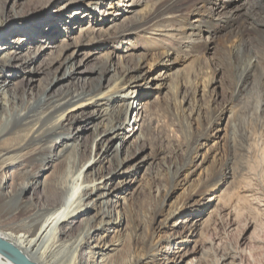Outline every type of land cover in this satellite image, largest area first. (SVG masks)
<instances>
[{"label": "rangeland", "instance_id": "374dc122", "mask_svg": "<svg viewBox=\"0 0 264 264\" xmlns=\"http://www.w3.org/2000/svg\"><path fill=\"white\" fill-rule=\"evenodd\" d=\"M172 1L0 0V40L9 31L20 30L23 21L28 22L26 30L33 38L19 46L20 60L5 72L8 98L55 97L68 89L86 90L98 83L106 92L125 66L142 60L138 80L126 93L135 98L133 93L139 92L138 103L147 107L143 113L146 138L131 143L133 153L143 146L145 150L130 163L126 175L116 178L112 168L117 167L123 153V143L116 140L102 152V160L89 177L106 176L102 184H96L103 194L99 204L112 211L117 224L122 222L120 230L110 228L104 239L107 243L126 240L139 222L146 226L143 238L152 228L163 239L175 237L180 244L188 237L180 249L188 253L186 261L217 264L228 257L225 264H264V75L256 73L243 79L249 53L233 52L223 27L210 29L201 24L209 12L219 11L223 1L176 2L175 9L169 7ZM252 1L235 0V5L247 8ZM149 20L151 23L137 28L141 21ZM198 25H202L201 33L195 31ZM19 38L15 34L10 40L17 42ZM168 53L173 55V67L162 62ZM27 55L35 58V68L23 72L19 68ZM260 56L264 67V54ZM70 57L68 72L74 77L54 81L64 74L63 65ZM107 61L112 63V71L99 82V76L90 71ZM131 101H116L113 108L124 112ZM104 119L82 124L80 141L89 152L80 157L81 165L88 160L95 141L92 128L100 127ZM47 155L39 165L47 166ZM192 161L194 167L186 179L185 175L177 178V169ZM229 169L231 175L225 177ZM8 170L2 171L0 182L9 181ZM65 176L70 179L67 171ZM155 178H162L156 194L150 191ZM205 186L209 187L207 193L188 198L187 209L181 211L184 215L169 218L167 228L163 225L167 215L154 223L155 211L163 204L169 214ZM116 188L115 194H110ZM9 190L6 187L4 193ZM33 196L37 201L43 197L40 191ZM59 201V197H52L50 204ZM79 229L78 224L76 233ZM128 244L117 262L129 258ZM177 247L170 251H177ZM172 254L171 258H178L180 252Z\"/></svg>", "mask_w": 264, "mask_h": 264}, {"label": "bare ground", "instance_id": "6f19581e", "mask_svg": "<svg viewBox=\"0 0 264 264\" xmlns=\"http://www.w3.org/2000/svg\"><path fill=\"white\" fill-rule=\"evenodd\" d=\"M187 1L190 0H174L169 3V7L175 9L178 7L176 2ZM196 1L203 4L212 2V0ZM216 1H223L220 4L222 6L218 8L219 11L209 12L207 19L201 24L210 29L223 27L226 40L231 44L233 52L249 53L243 79L256 73L263 76L264 67L260 55L264 54V0H253L247 8L236 6L235 0ZM151 21H141L137 28H143ZM27 24L28 22L23 21L19 24L20 30H11L3 37L4 40H0V174L4 169L9 168L6 176L9 181L0 182V243L9 244L29 264H207L193 259L186 261L189 255L184 252L185 249L181 250L188 237L182 238L183 243L180 244L177 240L174 241L175 237L169 240L163 239L158 234L159 231L156 233L152 228L143 238L146 226L139 222L126 240L116 239L107 243L104 239L110 228L120 230L122 222L117 224L118 219H113L112 211H105L99 204L103 194L102 188L96 184L97 182L102 184L106 176L99 175L98 179L96 177L92 180L89 177L94 175L93 170L102 160V152L106 149V153L116 140L123 143L122 157L117 159V167L112 168V175L116 178L126 175L130 163L145 150L143 146L137 153H133L131 143L146 138L143 113L146 112L147 107L138 103L141 95L138 94L139 92L133 93L137 95L135 98L131 97L130 93H126L132 83L138 80L136 76L143 69L142 60L135 65L125 66L120 78L106 92L102 91L101 84L98 83L86 90L68 89L55 97L42 95L25 100L13 94L16 96L8 98L5 72L20 60L19 46L33 39L27 33L26 27L29 26ZM201 26L195 27V31L201 33ZM15 34L20 35V38L17 42L16 40L12 42L10 38ZM11 42L15 46H12ZM191 43H197V40H192ZM172 57L173 55L168 53L162 62L173 67ZM72 59L73 57H70L64 63V74L54 81H65L74 77L68 72L67 66V62ZM22 63L19 69L23 72H30L31 68H35V58L30 55L22 59ZM112 68V63L107 61L104 66L94 68L90 73L99 76L97 80L100 82L112 71ZM62 88L59 87V90ZM129 98L132 101L124 112L113 108V103L116 101H125ZM17 100L18 104H16ZM138 105H141L140 108ZM129 116L131 117L128 118ZM96 118L106 119L100 127L92 128L95 141L90 148L88 160L81 165L80 157H85L89 152V147L80 141L82 124L85 120L92 122ZM104 137L107 139L104 140ZM51 142L53 144L50 147ZM54 147H56L55 151H53ZM195 150L196 148L193 152ZM46 153L47 166L44 163L39 165ZM93 163L95 165L91 166ZM193 167L192 161L178 168L177 178L180 179L185 175L186 179ZM66 171L70 179L65 176ZM230 175L229 169L224 176ZM161 179L155 178L150 185L152 193L156 194L160 191ZM6 187L10 190L4 193ZM208 188L205 186L195 191L192 196L184 199L178 210L170 211L169 214L163 204L158 211H155L154 223L161 216L167 215V221L163 222L167 228L169 218L174 220L178 214L183 216L184 212L181 211L187 209L188 200L204 195ZM117 190V188L111 189L110 194H115ZM36 191H40L43 195L39 197V201L33 196V192ZM167 196L170 197V194ZM52 197H59L60 201L50 204ZM109 203L110 201L108 205ZM108 205L107 207L110 208ZM92 211H94L93 215H91ZM117 213L120 215V211ZM78 224L80 229L76 233ZM81 231L83 233L79 236ZM103 233L105 235L102 237ZM127 243L131 248L129 258L117 262ZM173 246H178L177 251L180 252L178 258L176 257L177 260L170 257L172 253H179L170 251ZM228 260L230 259L227 257L222 263L217 264H225ZM18 261L10 251L0 252V264H19Z\"/></svg>", "mask_w": 264, "mask_h": 264}, {"label": "water", "instance_id": "95a60500", "mask_svg": "<svg viewBox=\"0 0 264 264\" xmlns=\"http://www.w3.org/2000/svg\"><path fill=\"white\" fill-rule=\"evenodd\" d=\"M10 251L19 261V264H29L25 259H23L19 253H17L12 247L6 242L0 243V252Z\"/></svg>", "mask_w": 264, "mask_h": 264}]
</instances>
